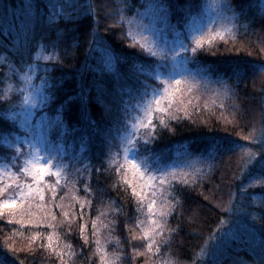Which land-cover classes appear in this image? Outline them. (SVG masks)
<instances>
[{"label": "trees", "instance_id": "trees-1", "mask_svg": "<svg viewBox=\"0 0 264 264\" xmlns=\"http://www.w3.org/2000/svg\"><path fill=\"white\" fill-rule=\"evenodd\" d=\"M219 1V7H213L212 0H184V3L194 5L193 15L204 22L213 18L216 21L211 24L213 34L224 33V38L217 36L209 42L210 37L204 36L195 62L189 64L192 75L188 76L186 84L181 85L182 93L175 94L177 106L182 109L177 113L180 118L168 120L165 127L160 124V114L157 113L153 119L155 139L147 146L153 158L159 157L162 161L165 171L175 173L177 177L186 176L188 183L176 179L172 180V188H168L155 181L158 185L155 189L146 190L141 208L132 187L123 181L117 183L114 168L107 158L104 167L108 171L93 169L90 180L88 173L83 176L77 174V169H83L90 161L99 168L100 149H94L92 156L80 158L78 148L74 154L69 134L64 144L67 169L62 173L60 184L51 187L57 180L54 175H46L40 185L33 184L34 188L43 190L44 200L33 192L20 204L16 195L18 189L16 192L10 189L0 192V201L17 200L14 209H0V264L5 257L8 264H105V261L107 264H203L201 250L221 220L242 219L249 226L254 223L256 229H264V219H261L264 216V183L259 178H247V174L242 181L238 179L244 162L253 155L259 158L260 138L264 130V72H249L238 85L235 78L229 79L234 65L251 68L264 64V8L261 7L264 0ZM152 2L128 0L131 7L124 15L134 18L139 11L143 14L140 17L143 23L149 24L154 15L150 7ZM29 3L33 4L31 9L27 7ZM36 3L37 0H0V96L11 86L8 92L11 104H17L23 98L19 90L25 86L21 74L27 72V63L38 64L41 69L47 65L52 69L50 75L61 85L59 99L78 95L82 82L91 84L94 80H101L118 93L121 84L135 83L132 79L133 61L147 64L155 59L141 52L138 44L133 45L127 36L128 25L118 22V14H108L119 7L118 0H92L95 11L91 13L82 8L88 0H78L75 8L66 6L63 15L51 21L50 11L43 15L47 11L46 0H39L42 20L37 18ZM224 4L232 5L235 17L222 7ZM208 12L210 15L206 16ZM132 28L133 31L138 30L135 23ZM228 29L230 31H226ZM94 34L102 36L113 54L126 57L127 62L120 61L114 69L108 68L105 65L106 53L100 48L90 50ZM33 35L32 59L28 60L25 40ZM58 35L62 40L54 49L51 42L56 41ZM42 36L46 37L43 41ZM41 48L43 53H40ZM22 52L25 53L23 57ZM37 54L54 55L55 58L37 61ZM203 69H210V74L206 77L196 75ZM43 76L44 72L38 71L34 82L39 84ZM221 81L233 91L225 93ZM91 95L93 99L88 115L97 118L103 108L95 100L94 89ZM59 108L60 105L53 102L44 111L54 118L59 114ZM8 109L9 104L0 103V147L3 148H7L6 138L10 140L23 133L19 125L22 117L13 119ZM38 114L40 117L44 112L40 110ZM65 119H68L67 113ZM68 122L70 125L74 123ZM83 123L82 119L80 126ZM57 138L58 134H53L52 139L56 141ZM178 153L182 157H178ZM180 162L186 167L170 170ZM5 164L10 165V161L0 155V166ZM5 170L4 174L0 171V187L9 183V176L16 180L13 174L17 169ZM128 179L133 181L137 191H141L131 173ZM16 182L21 183L27 192L32 180L22 174ZM85 183L89 184L91 192L85 191ZM247 184L250 186L247 194L236 203L254 215L255 221L251 216L230 217L224 211L231 194L239 197V188ZM153 199L156 201L154 215L147 208V203ZM166 201L176 207L167 217L163 238L154 236L149 250V240L144 231L155 228L150 215L160 221L158 210ZM65 212L69 213L68 217ZM138 220L141 223L138 224ZM82 225L83 235L80 231ZM226 227H233L239 239L217 253L219 264H261L264 257L255 240L248 238L247 226L229 223ZM168 229L177 230L170 233ZM49 235L52 237L51 248L48 247ZM101 257H104L103 261Z\"/></svg>", "mask_w": 264, "mask_h": 264}, {"label": "snow or ice", "instance_id": "snow-or-ice-1", "mask_svg": "<svg viewBox=\"0 0 264 264\" xmlns=\"http://www.w3.org/2000/svg\"><path fill=\"white\" fill-rule=\"evenodd\" d=\"M77 2L78 0H46L47 11L43 15L50 11L52 15H50L49 20L51 21L56 16H62L66 6L75 8ZM118 5V8L113 9L108 14H118V22L121 25H128L127 36L132 39L133 45L138 44L141 52L146 53L150 58H155L147 64L133 61L132 79L135 81L134 84H121L117 93L108 88L101 80H94L91 84L82 82L78 95H69L67 98L58 99L61 85L50 75L52 69L47 65L41 69L38 64L27 63V72L21 74V80L25 85L19 90L23 94L22 100L17 104L9 102L8 92L11 90V86L6 89L3 96H0V103L9 104L8 111L13 119L22 117L19 125L23 133L10 140L6 138L7 148L0 147V155L10 161V165L5 164L4 167L9 168V170L11 168L17 169L13 174L16 180L22 174L31 177L32 183L28 184L27 192L24 191L22 184L17 183L11 176L8 177L9 183L0 187V192H6L9 189L16 192L18 189L16 195L19 197L20 204H23L33 192L39 195L40 200L45 199L43 190L38 187L34 188L33 184L40 185L43 183L46 175L57 177L55 185H51V187L55 188L60 184L62 173L67 169V165L64 164V160L67 158L64 144L69 134L72 137L74 154L78 148L80 158L92 156L94 149H100L98 153L100 157L99 168L90 161L83 169H77V174L83 176L88 173L90 180L93 169L97 172L108 171L109 169L104 167L105 158H107L110 166L114 168L117 183L123 181L125 185L132 187L133 195L138 197V204L141 208L146 199V190L156 188L155 181L158 180L161 186L167 185L168 188H172V180L180 179L182 183H188L186 176L177 177L175 173L165 171L159 166V157L153 158L151 150L147 147L155 139L156 124L153 123V119L159 113L160 124L166 127L168 120L180 118L177 113L182 109L177 106L175 94L182 93L181 85L186 84L188 76L192 75L189 64L195 62L198 49L203 46L204 36H209V42H211L217 36L223 39L224 33L216 32L213 34L211 24L216 23V21L206 23L193 15L194 5L184 3V0H153L150 7L154 15L149 24L143 23V20L140 19L143 14L139 11L134 18H127L124 15V12L131 7L128 0H118ZM27 7L31 9L33 4L29 3ZM222 7L228 12H232L233 17H235L236 13L231 4H224ZM261 7L264 8V4ZM36 8L37 18L42 20L43 15L40 13L39 0H37ZM82 8L89 13L95 11L92 0H88V3ZM241 15H243V9H241ZM134 23L137 31H133ZM145 31L150 33L151 41H149V37L142 34ZM226 31H230V29ZM45 38L42 36L41 41ZM32 39H35L34 35L25 40L28 60L32 59ZM61 40L62 37L58 35L57 40L51 42V46L55 49ZM16 43L19 44V41ZM193 44L195 46H192ZM97 48L106 53L105 65L110 69H114L120 61L127 62L126 57L113 54L112 50L104 43L102 36L94 34L90 50ZM40 53H43V48L40 49ZM189 53H191L190 56ZM24 55L25 53L22 52L21 56ZM54 58V55L42 54H37L35 57L37 61L40 59L52 61ZM41 70L44 72V76L40 78L39 84H35L33 82L35 73ZM249 72L253 74L264 72V64L251 68L241 64L234 65L231 68L232 76L229 79L235 78L238 85ZM209 74L210 69L198 70L196 73L201 77H206ZM193 78L195 77L193 76ZM156 81L160 83L157 84ZM220 83L225 93L233 91L226 82L221 81ZM161 84L164 85L163 88L160 87ZM93 89L96 93L95 100L103 108L102 113L97 118L88 115L89 106L93 99L91 95ZM53 102L60 105L59 114L54 118L49 117L44 111ZM37 109L43 111L44 115L35 119ZM65 113H67V120ZM82 119L84 123L83 126H80ZM68 121L74 123L70 125ZM53 134H58L56 141L52 139ZM144 153H149V155ZM211 167L212 164L210 163L209 168ZM129 173L138 180L141 191H137L133 181L128 179ZM245 174L249 179L259 178L264 183V130H262L260 138L259 158H249L244 162L241 177L238 179L242 181ZM247 187L239 188V197L235 193L231 194L228 206L224 211L230 217L251 216L252 221H255L254 215L247 213L243 207L236 203L240 197L247 194ZM84 188L86 192L92 191L88 183L84 184ZM152 195H156L155 191L152 192ZM53 196H55V192H53ZM87 203L90 204L91 202L87 201ZM16 204V199L2 200L0 201V209H14ZM155 204L154 199L147 203L150 214H153ZM175 207L176 205L166 201L158 210L160 221L152 219L150 215V222L155 225V228L144 231V236L149 240V250H151V245L154 242V236L163 238L167 217L172 214ZM64 215L68 217L69 213L65 212ZM82 215L83 213H81ZM261 219H264V216H261ZM137 223L139 224L141 221L138 220ZM229 223L240 224V220H221L218 228L210 234L208 241L205 242V247L201 250V257H211L210 264H219L217 253L227 248L233 240L239 239L233 227H226ZM176 230L168 229L170 233ZM80 231L83 235V225ZM247 231L250 239L254 240L257 235L255 224L252 223L248 226ZM150 232L152 236L149 235ZM84 239L87 243L86 236ZM48 240V247L51 248V235H49ZM212 241L215 243H211ZM259 244L262 257H264V229L261 230ZM66 247L70 248L71 246L67 245ZM60 255L63 256L62 253ZM101 260L103 261L104 257H101ZM2 264H8L6 257ZM105 264H107L106 261ZM261 264H264V258H262Z\"/></svg>", "mask_w": 264, "mask_h": 264}, {"label": "rangeland", "instance_id": "rangeland-1", "mask_svg": "<svg viewBox=\"0 0 264 264\" xmlns=\"http://www.w3.org/2000/svg\"><path fill=\"white\" fill-rule=\"evenodd\" d=\"M212 2H213V7H219V4H221V2L219 1L218 2V0H212ZM206 14V13H205ZM208 15H210V12H208L207 14H206V16H208ZM205 16V15H204ZM152 20V19H151ZM210 20V19H209ZM209 20H207L206 21V23H208V22H211V21H213L214 19L212 18V20L211 21H209ZM150 23V22H149ZM211 28H212V26H211ZM144 36H147V37H149V41H151V35H150V33L149 32H147V31H145V34H144ZM169 39H171V37H169ZM187 75V74H186ZM34 82V81H33ZM35 83V82H34ZM35 84H37V83H35ZM39 109H37L36 110V113H37V115H36V117H35V119H38L39 118ZM178 157H182L181 155H180V153H178V155H177ZM252 158H255L256 159V157H255V155H253L252 156ZM174 163L176 162V160H174L173 161ZM183 162V161H182ZM181 163V162H180ZM3 165H1L0 166V171H1V173L2 174H4L5 173V167L3 166ZM159 166L161 167V168H163L164 169V165H162V161L159 159ZM179 166H181V167H183L184 165H182V163L181 164H179L178 166H175V165H173L172 166V168L173 169H170L171 171H177L178 169V167ZM191 166H192V163H191ZM184 167H186V165L184 166ZM136 181V184H139V182L137 181V180H135ZM138 182V183H137ZM155 184L156 185H158V183H156L155 182ZM140 185V184H139ZM246 186H248L247 188H249L250 186H249V184H247ZM137 187H138V185H137ZM238 217H239V215H237ZM245 222V220H240V224L239 225H241V226H249L248 224H245L244 223ZM256 229V228H255ZM246 234H247V236H248V238H250V235H249V233H248V231H247V229H246ZM260 233H261V231L260 230H258V229H256V238L254 239L255 241L254 242H256L257 243V247H258V250H260L261 251V253H262V250H261V247H260V244H259V239H260ZM215 243V242H214ZM202 258V260H203V264H210V262H208V260H209V258H210V256H204V257H201Z\"/></svg>", "mask_w": 264, "mask_h": 264}]
</instances>
